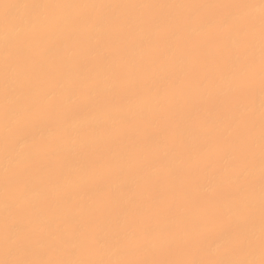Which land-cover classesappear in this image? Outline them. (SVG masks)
<instances>
[{
  "label": "rangeland",
  "instance_id": "1",
  "mask_svg": "<svg viewBox=\"0 0 264 264\" xmlns=\"http://www.w3.org/2000/svg\"><path fill=\"white\" fill-rule=\"evenodd\" d=\"M0 38V264H264V0H0Z\"/></svg>",
  "mask_w": 264,
  "mask_h": 264
},
{
  "label": "bare ground",
  "instance_id": "2",
  "mask_svg": "<svg viewBox=\"0 0 264 264\" xmlns=\"http://www.w3.org/2000/svg\"><path fill=\"white\" fill-rule=\"evenodd\" d=\"M253 7H254V5H253ZM252 9H254V8H252ZM258 10H259V12H260L261 9H260V8H259V9L256 8L255 12H257ZM77 11H78V10H77ZM249 11H250V10H249ZM74 12H75V11H74ZM261 12H262V11H261ZM253 13H254V12H253ZM75 14H76V13H75ZM75 14L73 13V15H75ZM251 14H252V13H251ZM254 14H255V13H254ZM257 14H258V13H257ZM260 14H261V13H260ZM25 20H26V19H25ZM25 23H26V22H25ZM23 24H24V22H23ZM46 28H47V27H46ZM23 29H24V28H23ZM255 36H256V35H255ZM255 36L253 37V35H251L252 38H251V37H248V38H247L248 40H251V41H248V40H247V41H248V44H250V42H252L251 44H253L255 41H257V39H256L257 37H255ZM254 38H255V40H253ZM0 39H1V38H0ZM255 45H256V44H253V46H255ZM253 46H252V47H253ZM249 47H251V46H249ZM231 66H232V65H231ZM232 70H233V69H232ZM230 72H231V69H230ZM232 72H233V71H232ZM233 73H234V72H233ZM227 75H228V72H227ZM230 76L233 77V75H232L231 73H230ZM230 76H228V77H230ZM236 77H237V76H236ZM226 78H227V77H226ZM228 79H230V81L232 80L231 77L228 78ZM0 82H1V80H0ZM2 82L4 83L3 80H2ZM226 82H227V81H226ZM228 82H229V81H228ZM226 85H227V83H226ZM223 87H224V86H223ZM223 87H222V88H223ZM222 88H221V89H222ZM65 102L67 103V101H64V104H65ZM133 102H134V101H133ZM135 104H136V103H135ZM135 104H134V105H135ZM67 105H68V104H67ZM137 105H138V104H137ZM134 107H135V106H134ZM132 109H136V108H132ZM102 117H103V116H102ZM81 122H82V121H81ZM79 123H80V122H78V124H79ZM81 124H82V123H81ZM69 126H70V125H69ZM85 126H86V125H85ZM189 134H191V133H189ZM183 136H185V135L183 134ZM186 136H187V134H186ZM181 137H182V136H181ZM188 137H190V136L188 135ZM179 138H180V135H179ZM184 138H185V137H184ZM186 138H187V137H186ZM186 138H185V139H186ZM182 139H183V138H182ZM182 141H183V140H182ZM184 141H185V140H184ZM187 141H189V139H187ZM20 150H21V149H20ZM17 152H20V151H17ZM13 155H14V154H13ZM24 155H25V154H24ZM8 159H9V158H8ZM169 159H170V158H169ZM174 162H176V161H174ZM174 162H173V163H174ZM177 162H178V161H177ZM6 164H7V163H6ZM177 164H178V163H177ZM171 165H172V164H171ZM173 166H175V165H173ZM164 167H168V166L165 165ZM254 168H255V167H254ZM254 168H253V169L251 168V169L254 170ZM173 170H174V169H173ZM256 171H257V169H256ZM256 171H253L252 174H254ZM257 173H258V172H257ZM249 174H250V173H249ZM260 175H261V174H259V176H260ZM69 177H70V176H68V179H70ZM260 178H262V177H260ZM140 181H141V180H140ZM67 182H68V180H67ZM115 182H117V181H115ZM59 183H60V182H59ZM62 183H63V181H62ZM68 183H69V182H68ZM68 183H67V184H68ZM63 184H64V183H63ZM70 184H71V182H70ZM112 184H114V183H112ZM112 184H111V185H112ZM115 184H116V183H115ZM65 185H66V184H65ZM71 185H72V184H71ZM111 185H110V186H111ZM118 185H119V184H118ZM36 186H38V185H36ZM36 186H35V188H36ZM60 186H61V185H60ZM69 186H70V185H69ZM113 186H116V185H113ZM119 186H120V185H119ZM205 186H206V185H205ZM41 187H43V186H41ZM45 187H46V186H45ZM66 187H67V185H66ZM116 187H118V186H116ZM121 187H122V186H121ZM206 187H208V186H206ZM64 188H65V187H64ZM64 188H63V189H64ZM112 189H113V188H112ZM38 190H40V189H38ZM41 190H42V189H41ZM115 190H116V189H115ZM256 190H257V189H256ZM256 190H254V191H256ZM36 191H37V190H36ZM42 192H44V191H42ZM42 192H41V193H42ZM116 192H117V191H116ZM252 192H253V191H252ZM30 193H31V192H30ZM41 193H40V194H41ZM254 193H255V192H254ZM262 193H263V192H262ZM27 194H28V193H27ZM40 194H39V195H40ZM252 194H253V193H252ZM257 194H258V191H257ZM36 195H37V194H36ZM248 195H250V193H249ZM248 195H247V196H248ZM250 196H251V195H250ZM253 196H254V195H253ZM255 196H256V195H255ZM262 196H263V198H264V195H262ZM262 196H261V198H262ZM249 198H251V197H248V199H249ZM258 198H259V197H258ZM258 198H257V200H258ZM245 199H246V198H245ZM248 199H247V201H248ZM251 199H252V198H251ZM22 200H23V198L21 199V201H22ZM34 200H35V199H34ZM254 200H255V199H254ZM250 201H251V200H250ZM258 201H259V200H258ZM232 202H233V201H232ZM252 202L254 203L253 200H252ZM256 202H257V201H256ZM261 202H263V201H261ZM229 203H230V202H229ZM1 205H2V204H1ZM231 205H232V204H231ZM228 206H229V205H228ZM228 206H227V208H228ZM222 207H223V206H222ZM222 207H221V208H222ZM227 208H226V209H227ZM232 208H233V206H232ZM221 210H222V209H221ZM224 210H225V209H224ZM222 211H223V210H222ZM226 212H227V211H226ZM230 212H231V211H230ZM68 216H69V215H68ZM68 216H67V217H68ZM65 217H66V216H65ZM54 219H55V218H54ZM57 219H58V218H57ZM34 221H35V220H34ZM51 221H52V220H51ZM55 222H56V221H55ZM52 223H54V222H52ZM164 226H165V225H164ZM168 226H169V225H168ZM256 228H257V227H256ZM254 230H255V229H254ZM116 232H117V231H116ZM110 234H111V233H110ZM117 235H118V234H117ZM111 236H112V235H111ZM121 238L124 239L123 237H121ZM114 239H115V238H114ZM119 239H120V238H119ZM116 240H118V239L116 238ZM104 241H105V240H104ZM112 241H113V239H112ZM121 241H122V240H121ZM124 241H125V240H124ZM125 242H126V241H125ZM125 242H124V244H125ZM160 242H161V241H160ZM121 243H122V242H121ZM126 243H127V242H126ZM161 243H162V242H161ZM161 243H159V244H161ZM68 244H69V243H68ZM118 245H119V244H118ZM120 245H121V247H122V244H120ZM126 245H127V244H126ZM126 245H125V246H126ZM157 245H158V244H157ZM157 245H156V246H157ZM101 246H102V245H101ZM68 248H69V247H68ZM71 248H72V247H71ZM66 250H67V248H66ZM62 252H63V251H62ZM106 252H107V251H106ZM106 252H105V254H106ZM65 253H66V252H65ZM107 254H109V253L107 252ZM107 254H106V255H107ZM101 257H102V256H101ZM70 258H71V257H70ZM77 258H78V257H77ZM104 258H105V257H104ZM107 258H108V257H107ZM243 258H244V257H243ZM71 259H73V257H72ZM71 259H70V260H71ZM109 259H110V258H109ZM239 259H240V258H239ZM79 260H80V259H79ZM106 260H107V259H106ZM109 261H111V260H109ZM79 262H80V261H79ZM242 262H244V260H243ZM72 264H73V263H72ZM74 264H75V263H74ZM240 264H242V263H240Z\"/></svg>",
  "mask_w": 264,
  "mask_h": 264
}]
</instances>
